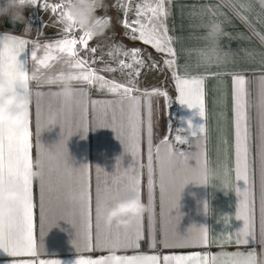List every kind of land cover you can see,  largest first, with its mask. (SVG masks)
<instances>
[{
    "label": "snow or ice",
    "instance_id": "snow-or-ice-1",
    "mask_svg": "<svg viewBox=\"0 0 264 264\" xmlns=\"http://www.w3.org/2000/svg\"><path fill=\"white\" fill-rule=\"evenodd\" d=\"M31 5H37L38 0H26ZM172 0H145L144 3L136 6L135 19L128 20L127 12L123 19V26L130 33V39L139 40L144 45H149L158 53H163L167 58L163 63L166 67L173 69L172 76L175 80V87L179 93V102L186 104L189 108L199 109V115L204 123L199 126H193L188 122V129H183L186 134L190 132L192 137L197 138V151L193 156H189L183 151H179L169 141L171 135L169 127L168 135L161 140V144L167 145L168 164L166 170L165 162L160 157V147L153 143V112L152 97L161 96L169 98L167 91L159 88H153L151 91H141L136 85L135 79L141 74V68L145 64L142 56V49L132 48L122 50L117 48L115 53L109 52V55L115 58L116 53H122L131 62L121 59L118 61V68L106 65L99 71L92 67L97 61L95 58L88 59L81 55V50L86 54L90 53L94 57L97 48L90 47L89 42L94 34L85 31L79 27L77 21L71 16L68 3H47L45 0L42 5L45 9H51L53 13L60 11V21L64 27V36L56 39L52 43L40 45L36 43L31 50V60L38 66L36 72L29 74V69L24 67L19 57L28 49L29 41L14 35H3L0 38V64L5 66V75L9 76L15 90L23 92L25 95H32L31 82L35 81L39 86L41 79L47 84L55 85L61 82L65 77H70L74 82H81L87 86L97 87L102 92H107L116 99H86L84 102L77 103L75 108L70 107V101L64 99V110L61 114L62 139L60 147L64 148L65 142L73 135L72 122L78 120L75 126V132H83L85 135L90 129L111 128L117 138L124 143V150L135 158V167L126 168L122 174L117 175L108 186L107 182L103 190L99 183L96 186V207L95 224H93V207L91 193V165L85 164L79 168H73L68 160L64 161V169L69 178L76 176L80 188L87 192L86 200L78 207L70 205L69 215L79 217V228L76 227L74 219L67 222L76 229V238L72 241L77 252H92L94 250L107 254L99 255L93 258L91 255H80L75 264H214L216 257H210V254L200 251H194L188 254H149L141 252V242L145 239L143 220L144 216L138 217L136 222L130 227L125 228H103L99 222L97 206L102 194L110 199L121 193L133 192L142 195L144 169H147V192L148 205L150 213L152 212L153 197L159 180V194L163 202L166 194V181L173 187L172 208L169 214L178 219L180 212L181 193L190 181H196L198 184H207V177L201 173V169L206 170L208 163L206 148L200 140L208 139L207 107H206V82L212 77L216 78L218 83L222 82L221 72H210L208 68L212 66L223 67L229 62L230 56L235 53L216 52L214 58L208 56L207 52L200 53V65L206 69V73H197L195 75L181 74L177 69V51L173 47V37L169 35L167 19L169 17L168 5ZM260 6L258 15L264 17V0H246V6L249 13L255 12V4ZM233 8L242 10L238 4H233ZM129 10L131 5L129 4ZM249 22L247 17H241ZM74 29L79 35H74ZM264 41V35H261ZM43 48V54L38 55L39 50ZM150 55V54H149ZM264 56V54H261ZM63 59L64 63L70 69L69 71H60L59 74L47 75L41 74V69L48 70L53 67L54 62ZM153 62L152 68L157 67ZM199 66V65H198ZM131 70L128 74L132 79L127 83L117 82L115 79H108L101 72H116L118 70ZM226 74V73H225ZM232 91H233V113H234V144L232 156L226 157L224 161L225 175L232 176L236 182L235 193L240 197L239 206L235 213V220H243L244 226L238 232L227 231L226 234L218 238L209 235V228L191 227L187 230V235L181 236L178 232V226L173 230V238L170 240L167 232L163 240L159 241L165 249L185 248V247H207L211 243H235L236 245H252L257 242L254 231V219L256 214L255 197V170L251 155L250 143V115L249 100L246 76L240 73H231ZM21 85L27 86V91ZM79 94L84 95L82 90H77ZM46 95L42 91H36L37 98L35 105V121L37 137L45 129L42 123L44 113L41 106V100ZM47 95L52 97H61L59 92H49ZM169 103L171 100L169 99ZM119 114V115H118ZM52 115L49 107L48 117ZM32 121L20 129H9L6 135L0 136V183L7 182L12 186L19 185L23 188L24 199L16 204L19 211L10 221H0V249H3L8 255L19 258L15 259L14 264H63L59 259H40V250L37 244V225L43 237V225L46 218V192L49 203L55 199L58 204L67 203L62 199V193L59 186L53 188L51 179L46 176L44 163V145L37 139V156L40 160L41 175L39 178V200L38 204L34 200V157H33V131ZM65 125H68L65 128ZM50 122L47 127L50 128ZM146 131V165L142 163V142ZM264 133V128H262ZM175 141L178 144L188 143L186 136L177 134ZM35 160V161H36ZM195 160L196 167H193L189 161ZM157 166L159 168L157 177ZM117 170L119 171V158L117 159ZM100 168L96 169L97 181L99 180ZM187 171L190 176L183 173ZM243 181L245 187L241 189L238 182ZM39 214L37 216L36 209ZM205 212L208 214L209 204L205 202ZM175 211V214L173 212ZM260 243H264V134H262L261 143V180H260ZM151 218V217H150ZM231 217H224L227 223ZM63 219L53 220L51 229L58 226V222ZM50 229V230H51ZM157 238L155 229H152L150 249L157 247ZM132 254H120L129 253ZM245 252H236V258L225 260V264H242V257ZM249 256L255 257L257 252L254 247L247 250Z\"/></svg>",
    "mask_w": 264,
    "mask_h": 264
},
{
    "label": "crops",
    "instance_id": "crops-1",
    "mask_svg": "<svg viewBox=\"0 0 264 264\" xmlns=\"http://www.w3.org/2000/svg\"><path fill=\"white\" fill-rule=\"evenodd\" d=\"M45 0H38L37 5L27 3L23 9L24 23L18 31L10 30L4 27L6 16H0V38L3 35H14L29 41L28 49L21 53L19 59L24 67L29 69V74L36 72L37 65L31 60V50L33 45L39 43L44 45L52 43L56 39L62 38L64 34V23L51 20L47 14L48 9L42 5ZM115 0H109L105 10L97 14L99 18L104 20L108 27L99 35H94L89 42L90 47H96L97 51L94 55L85 53L81 50V55L85 58L96 59V63L92 67L98 71L106 65L117 68L118 59H112L108 51H103L102 44L109 43L110 52L115 53L117 48L130 50L132 48L142 49V56L145 60L144 66L141 68L139 77L134 78L136 85L141 91H151L153 88H159L169 93V98L161 96L152 97L153 112V143L154 146L160 147V157L165 162L166 170L168 164L167 145L161 144V140L168 135L169 127L171 135L168 136L169 141L179 151L187 153L190 157L197 151V138L192 137L190 132L186 134L183 129H188V122L191 121L193 126H199L204 120L199 115V109L189 108L186 104L179 102V93L175 87L173 79V69L164 65L165 54L158 53L149 45H144L139 40L130 39V33L121 23L119 13L114 4ZM145 0H138L136 6L144 3ZM5 0H0L3 5ZM47 3L52 4L51 0ZM233 4L241 6L242 10L233 8ZM169 17L167 26L169 35L173 37V47L177 51V69L181 74L189 73L195 75L197 73H206L203 65H200V53L207 52L208 56L214 58L216 52L235 53L236 55L229 57L226 66H212L207 71L221 72L222 82L218 83L216 78L210 77L206 82V107H207V123L208 139L200 140L206 148L208 163L206 169L208 171L207 185H198L189 183L181 193L180 215L178 219L172 217L169 212L172 208V192L173 187L166 181V194L163 202H161L159 194V180L157 178V186L153 197L152 212L144 215L143 225L145 239L141 242V252L149 254H188L194 251L201 253H209L210 257H218L222 253L245 252L254 247L258 255H264V243H260V180H261V143L262 128H264V41L261 35H264V17H260V6L255 4V12L249 13L246 6V0H172L168 5ZM241 17H247L249 22ZM136 17H134L135 19ZM214 23L221 24V33L215 37H209V26ZM29 26V27H26ZM112 33V38L111 34ZM74 35H79L74 29ZM110 35V36H109ZM117 37H121L118 41ZM124 40V41H122ZM120 42H123L121 44ZM112 45V46H111ZM2 47V44H0ZM108 53V56H106ZM43 54V48L38 55ZM150 54V55H149ZM115 55H118L116 53ZM126 62H131L128 58H123ZM108 60H113L108 62ZM107 61V62H106ZM153 62L157 63V67L152 68ZM199 65V66H198ZM70 69L64 63L63 59L54 62L53 67L48 70L41 69V74L47 75L59 74L60 71H69ZM131 70L124 69L116 72H101L108 79H115L117 82L127 83L133 77L129 76ZM226 73V74H225ZM231 73H240L246 76L248 81V100L250 115V143L251 155L254 162L255 170V197H256V214L254 219V231L256 233L257 242L250 245H236L233 243L220 244L211 243L207 247L201 245L198 247L170 248L165 249L159 241L163 240L165 232L169 239L173 238V230L178 226V232L181 236L187 235V230L193 225L195 227L204 226L209 228V235L218 238L221 235L231 231L233 233V241L235 240V232H238L244 226L243 220H235V213L239 206L240 197L235 193L236 182L234 174L232 176L225 175L223 166L226 157L232 156L234 144V113H233V91L231 82ZM76 94L70 101V107L73 109L75 105L84 102L86 99H116L114 95L102 92L97 87L87 86L81 82H75ZM42 91L46 95L41 100V106L44 113L42 123L45 129L40 132L39 137L36 133L35 121V105L36 91ZM77 90H82L85 94L81 95ZM32 105H31V121L33 131V157L34 163L37 156V139L47 150L44 153L45 173L51 179L53 188L59 186L62 193V199L67 203L58 204L55 199L49 203L48 194L46 192V218L43 225V237L40 235L39 224L37 225V244L40 250V259H59L63 264H75L80 255H91L93 258L99 255L107 254L94 250L92 252H77L72 241L76 238V229L69 224V219H74L77 229L79 228V217H71L69 215L70 205L67 201V195L70 191H79L80 185L76 176L69 178L64 169V161L68 160L73 168H79L82 165H91V193L93 207V224H95V207H96V186L99 183L101 190L105 187L112 186L113 180L117 175L129 167H135V158L131 153L124 150V143L117 138L116 132L111 128H95L90 129L85 135L83 132H75V126L78 120L72 122L73 135L65 142L64 148H61L60 140L62 139L61 120L59 125L48 124L49 107L52 113L64 110V99L62 97H52L47 95L49 92H58V84L49 85L44 79H41L39 86L35 81L31 82ZM169 99L171 103H169ZM119 115V114H118ZM68 125H65L67 128ZM181 134L186 136L188 143L178 144L175 136ZM146 131L142 142V163H147L146 153ZM119 158V171L117 170V159ZM195 167V160L189 161ZM100 168L99 180L97 181L96 169ZM159 168L157 166V177ZM185 176L191 173L185 171ZM147 169H144L142 180V200L148 205L147 192ZM39 179L34 181V200L38 204L39 200ZM241 189L245 187L243 181L238 182ZM205 202L209 204L208 214L204 210ZM149 206V205H148ZM37 216L39 214L36 209ZM175 214V211L173 212ZM231 217L225 223L224 217ZM151 217V218H150ZM63 219L58 222V226L51 229L53 220ZM155 229L157 238L156 249H150V240L152 229ZM51 229V230H50ZM120 254H132L120 253ZM15 259L8 255L3 249H0V264H14Z\"/></svg>",
    "mask_w": 264,
    "mask_h": 264
},
{
    "label": "clouds",
    "instance_id": "clouds-1",
    "mask_svg": "<svg viewBox=\"0 0 264 264\" xmlns=\"http://www.w3.org/2000/svg\"><path fill=\"white\" fill-rule=\"evenodd\" d=\"M102 2L103 0H67L71 16L77 21L79 27L85 31L92 32L94 35L102 34L108 27L107 23L97 16ZM26 4V0H5V3L0 5V16L8 15L14 23H24L22 9ZM221 30V24L214 23L209 26L208 35L209 37L215 38L221 33ZM74 84L75 82L70 77H65L58 83V92L63 99L69 101L73 99L76 94ZM21 87H23L25 91L28 90L26 85H21ZM31 105L32 95H25L23 92L15 90L10 77L5 75V66L0 64V136L6 135L9 129H20L25 127L29 123L31 117ZM47 119L51 126H60L61 113L54 112ZM46 151L44 147V153ZM40 163V160H36L34 163V180L40 178ZM200 171L208 177L207 169H201ZM189 183L198 184L194 180ZM86 198L87 192L82 188L79 191H70L67 195L69 204L79 205L83 203ZM23 199L24 191L21 186H12L7 182L0 183V221L12 220L19 211L16 204ZM97 211L99 222L103 228H125L133 225L138 217L144 216L150 209L140 195L127 192L121 193L111 199L102 194L97 206ZM191 227H193V225ZM235 258L236 252L222 253L215 258L214 264H225V260ZM242 264H264V255L257 254L253 257L244 253Z\"/></svg>",
    "mask_w": 264,
    "mask_h": 264
},
{
    "label": "built area",
    "instance_id": "built-area-1",
    "mask_svg": "<svg viewBox=\"0 0 264 264\" xmlns=\"http://www.w3.org/2000/svg\"><path fill=\"white\" fill-rule=\"evenodd\" d=\"M138 0H115L114 4L116 6V10L119 13L120 20L122 26H123V19L125 18V13L127 12V19L133 20L135 17V9H136V3ZM109 0H103L101 8L98 10L97 14L102 13ZM51 3H66V0H51ZM129 4L131 5V9L129 10ZM57 15H60V11L58 10L56 12ZM124 27V26H123Z\"/></svg>",
    "mask_w": 264,
    "mask_h": 264
},
{
    "label": "rangeland",
    "instance_id": "rangeland-1",
    "mask_svg": "<svg viewBox=\"0 0 264 264\" xmlns=\"http://www.w3.org/2000/svg\"><path fill=\"white\" fill-rule=\"evenodd\" d=\"M47 14H48L49 17L51 18V20L56 21V22L63 23V22L60 21V15H57L56 13H53V12L51 11L50 8L48 9ZM110 35H111V38H112V33H111ZM110 35H109V36H110ZM119 39H121V37H117V38H116L117 41H118ZM122 41H124V40H122ZM120 43L123 44V42H120ZM111 46H112V45H111ZM102 48H104L103 51H108V52H110L109 49H111L109 43H104V44H102ZM122 50H123V49H122ZM106 56H108V53H106ZM110 57H111L112 59H118V60H121V59H123V58H126L125 56L122 55V53H118V55H115V58H113L112 56H110ZM128 59L130 60V58H128ZM111 61H113V60H108V62H111ZM130 61H131V60H130ZM106 62H107V61H106ZM117 68H118V66H117Z\"/></svg>",
    "mask_w": 264,
    "mask_h": 264
},
{
    "label": "water",
    "instance_id": "water-1",
    "mask_svg": "<svg viewBox=\"0 0 264 264\" xmlns=\"http://www.w3.org/2000/svg\"><path fill=\"white\" fill-rule=\"evenodd\" d=\"M21 26V22H13L10 16H6L4 21V27L10 30L18 31Z\"/></svg>",
    "mask_w": 264,
    "mask_h": 264
}]
</instances>
